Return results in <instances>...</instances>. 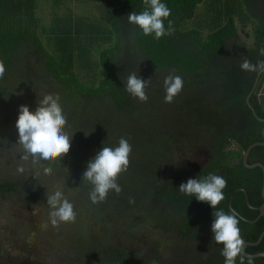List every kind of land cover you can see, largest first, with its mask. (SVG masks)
Returning <instances> with one entry per match:
<instances>
[{
	"label": "trees",
	"instance_id": "1",
	"mask_svg": "<svg viewBox=\"0 0 264 264\" xmlns=\"http://www.w3.org/2000/svg\"><path fill=\"white\" fill-rule=\"evenodd\" d=\"M237 1L231 2L238 7L236 16L252 25L249 46L238 38L236 16L228 14L206 34L197 28L183 30L202 0H162L171 9L168 19L175 31L160 39L145 36L128 22L130 12L144 10L143 0H102L98 25L53 18L48 26L57 34L45 41L38 34L44 17L37 14L36 0H0V59L6 68L0 79V148H7L12 130L18 133L19 106L34 111L46 94H59L69 131L81 134L72 136L70 151L61 159L40 162L67 180L66 192L78 191L70 201L81 219L76 224L79 254L63 264H224L222 245L214 242L211 230L213 211L228 212L237 187L245 189L251 206L262 202L260 167L242 163L246 147L262 139L264 122L245 101L257 71L240 65L245 58L253 65L264 61V0H242L246 14ZM133 71L151 79L147 102L125 91L124 81ZM170 73L184 83L174 102L165 103L163 80ZM262 93L264 73L250 96L260 117ZM121 137L132 145L128 170L118 177L122 192L110 191L104 202L93 204L92 185L82 180L83 172L103 146H118ZM249 159L264 165V147H253ZM209 173L227 181L216 209L178 190L188 179ZM26 179H0V197H18L23 204L35 202L49 210L46 193L55 192L49 187L53 182H43L38 190ZM232 207L250 220L258 215L242 191L235 194ZM238 227L244 241H254L264 228V216L254 222L239 218ZM3 248L0 264H10ZM245 250L264 251V236ZM236 264H264V256L240 254Z\"/></svg>",
	"mask_w": 264,
	"mask_h": 264
},
{
	"label": "clouds",
	"instance_id": "2",
	"mask_svg": "<svg viewBox=\"0 0 264 264\" xmlns=\"http://www.w3.org/2000/svg\"><path fill=\"white\" fill-rule=\"evenodd\" d=\"M143 4L145 6L143 11L139 13L132 11L127 15L130 24L138 26L145 36L154 34L155 39L174 34L173 21L168 19L171 9L162 0H143ZM165 20L168 21L167 28ZM260 55L264 56V48L260 49ZM240 67L245 71H264V61L253 65L245 58ZM5 71V63L0 59V79L4 77ZM150 81L151 79H142L137 72L133 71L124 81V88L133 98L147 102L146 89ZM183 83L180 75L170 73L164 78L165 103L174 102V98L182 91ZM37 104L34 111H30L27 105L19 106V115L16 120L17 143L22 146L24 161L31 158L33 164L40 161L52 163L70 151L73 135L70 137L65 131L67 116L60 105L59 94H46L38 100ZM131 153L132 145L127 138L121 137L118 146H103L94 158L89 160L82 180L92 185L89 199L93 204L104 202L110 191H114L117 195L122 192L118 177L127 172ZM20 170L23 171V169ZM43 171L48 175L53 172V168L44 167ZM226 185L227 181L222 176L209 173L204 177L188 179L186 183H181L178 190L216 209L224 200L223 189ZM46 196L52 226L75 223L77 213L74 205L61 190L51 194L47 192ZM129 202L134 203V200L130 199ZM213 216L211 230L214 234V242L222 245L221 255L225 258L224 264H236V258L242 253L245 243L238 227V215L231 209L228 212L219 209L213 211Z\"/></svg>",
	"mask_w": 264,
	"mask_h": 264
},
{
	"label": "rangeland",
	"instance_id": "3",
	"mask_svg": "<svg viewBox=\"0 0 264 264\" xmlns=\"http://www.w3.org/2000/svg\"><path fill=\"white\" fill-rule=\"evenodd\" d=\"M36 1L38 5L37 14L40 16L38 12H41L44 17L43 24L40 25L38 30L39 37L43 41L49 35L53 37L54 34H57L53 32L51 26H48L52 24L53 18L54 20L59 18L75 21L80 25L96 26L103 11L102 0H59L58 3L55 0ZM236 1L229 0L225 12L226 0H202L197 5L193 17L185 21L182 29L197 28L203 34L211 32L223 24L227 14L228 16H236L238 7L231 4V2ZM238 1L241 4L242 11L246 14V8L242 4V0ZM44 4L46 5L45 9ZM236 23L238 38L246 46L251 45L252 25L249 19L245 17L240 20L236 16ZM59 24L56 23V25ZM68 111L70 112V107H68ZM82 114L79 116H82ZM87 115L89 116L88 112ZM152 115L155 117L154 113ZM70 125L67 122L65 127V131L69 132V136L81 135L75 131L72 132V130L70 132ZM86 125H83V129L88 128ZM11 133L12 140L7 148H0V179L19 178L25 175L28 177L26 183L27 181L32 182L35 188L38 187V190L44 186V183L51 181L53 183H49V187L52 188L53 192L61 190L69 201L74 199L73 196H76L78 191L66 192L64 188L67 183L66 179H60L58 174L54 175V172H52V176L51 174L46 175L43 171L46 166L41 165V161L33 164L31 158L28 161L22 159L23 149L17 143L18 133L15 130H12ZM85 133H88V131H85ZM199 163L197 162L195 165L197 166ZM20 169H23V171ZM78 217L79 214L77 213L75 223H61L58 227H54L49 220V210L43 208L40 204L30 202L26 205L23 204L21 198H13L10 195H6L5 199L0 197V246H4L2 252L6 255V259L10 261V264H56L54 259L56 257L61 264L64 263L62 262L63 259H67V261L75 260L79 254L78 241L81 234L80 227L77 232L78 226L76 224L81 222ZM92 226H94V223H92ZM83 236L85 237V234ZM128 244L130 246V243ZM51 253H55L56 256ZM66 264H75V261Z\"/></svg>",
	"mask_w": 264,
	"mask_h": 264
},
{
	"label": "water",
	"instance_id": "4",
	"mask_svg": "<svg viewBox=\"0 0 264 264\" xmlns=\"http://www.w3.org/2000/svg\"><path fill=\"white\" fill-rule=\"evenodd\" d=\"M263 43H264V37H263ZM264 71H257L256 74H255V77H254V80H253V83L251 85V88L249 89L246 97H245V101H246V104L247 106L249 107V109L251 110L253 116L259 120L260 122H264V117H260L258 116V114L255 112L253 106L251 105L250 103V96L251 94L254 92V90L256 89L257 87V84L259 82V79L261 77V74H263ZM261 136H262V139L261 140H257V141H254L252 142L251 144H249L246 149L243 151L242 153V163L245 167L247 168H253V167H260L261 169V172H262V182H261V188H260V195H261V198H262V202L258 205V206H251L248 202V197H247V193L245 191L244 188L242 187H237L230 195L229 197V200H228V206L231 210H234L238 217L243 220V221H246V222H254L255 220H257L260 216H264V165L261 163V162H249V154H250V151L252 150L253 147L255 146H258V145H261L264 147V126L261 128ZM238 191H242L244 193V197H245V201L246 203L248 204V206L250 207H253V208H256L258 210V215L250 220V219H247L245 218L244 216H242L240 213H238L233 207H232V200L235 196V194L238 192ZM264 236V228L263 230L260 232V234L258 235L257 239H255L254 241H244V246H243V249H242V255L244 257H248V258H254V257H258V256H264V251H257V252H247L245 250V246H254V245H257L260 243V241L262 240Z\"/></svg>",
	"mask_w": 264,
	"mask_h": 264
},
{
	"label": "crops",
	"instance_id": "5",
	"mask_svg": "<svg viewBox=\"0 0 264 264\" xmlns=\"http://www.w3.org/2000/svg\"><path fill=\"white\" fill-rule=\"evenodd\" d=\"M55 1H57V3H58L59 0H55ZM44 5H45V4H44ZM54 5H56V4H54ZM45 7H46V5L44 6V9H45ZM261 92H263V91H261ZM262 94L264 95V93H262Z\"/></svg>",
	"mask_w": 264,
	"mask_h": 264
},
{
	"label": "flooded vegetation",
	"instance_id": "6",
	"mask_svg": "<svg viewBox=\"0 0 264 264\" xmlns=\"http://www.w3.org/2000/svg\"><path fill=\"white\" fill-rule=\"evenodd\" d=\"M145 243V242H144Z\"/></svg>",
	"mask_w": 264,
	"mask_h": 264
}]
</instances>
